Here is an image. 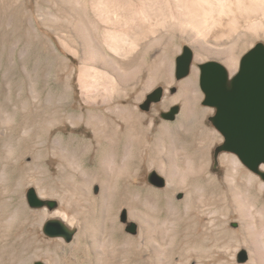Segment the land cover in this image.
<instances>
[{
	"label": "bare ground",
	"instance_id": "bare-ground-1",
	"mask_svg": "<svg viewBox=\"0 0 264 264\" xmlns=\"http://www.w3.org/2000/svg\"><path fill=\"white\" fill-rule=\"evenodd\" d=\"M55 4L70 13V22L67 21L70 29L59 38L80 62L81 101L78 107L71 102L74 94L69 77L61 92L49 90L45 94L44 89L37 88L38 78L33 82L27 69V48L34 33L38 38L39 33L30 12L24 15L26 46L20 53L24 76L16 94L18 102L12 105V112H9L14 100L10 81L6 82L7 91L0 102V133L6 140L0 148L1 181L5 179L4 171L16 150L13 144L10 145L14 132L19 133L17 144L35 137L36 146L42 150L46 146L50 148L49 163L47 161L41 168L44 177L36 183L35 189L38 199L46 204L33 214L37 215L41 226L51 220L60 222L71 236L70 241L66 237H58L64 251L60 256L56 254L54 264H128L132 254L130 248L134 249L135 256L137 253L144 259L145 246L155 244L152 233L160 228L166 232L170 229L165 226L166 221H159L155 215L158 212L155 205L157 198L166 197L169 211L174 213L177 206L174 207L172 197L177 189L186 190L191 178L200 179L203 176H206L205 186L209 194L198 184H191L184 194L187 209L198 213L190 228L198 232L212 229L219 237L224 217L222 210L237 213L244 228H253L249 241L255 244L253 235L259 232V227L264 229L263 212L255 208L258 202L264 201V183L246 171L234 154L227 152L220 156L222 165L226 167L225 177L209 173L208 155L215 141L221 138L217 131L203 126L205 116L212 109L198 106L202 98L198 65L216 60L222 63L230 78L235 76L245 47H240L238 39L223 47L216 45L237 32L241 20L247 22V31L256 32L259 23L264 21V0H56ZM38 15L42 23L56 17H51L41 7L38 8ZM211 36L213 40L209 39ZM163 38L167 39V46L154 58L147 59V53L154 50ZM177 39L189 43L193 61L189 75L176 83L174 55L181 50ZM18 42H14L11 52ZM47 42L55 52L52 43ZM62 60L69 67L70 60ZM132 69L138 73L141 70L147 72L146 81L143 83L136 76L130 78ZM162 71L166 74L164 80L167 85L170 87L176 83L179 90L176 95L167 94L153 110L156 113L160 108L167 109L179 101L183 107L174 124L157 126L152 115L141 112L138 105L160 82ZM19 114L22 117L17 123L16 116ZM65 124L73 130L83 127L89 135L80 137L72 134L67 141L61 131L53 136ZM195 130L200 131L197 143L189 137ZM75 145L86 150L83 161L74 157ZM40 152L39 158H45ZM24 158L25 154H21L12 159L15 166L20 165L21 177L16 186H21L27 179L24 176L27 168L23 166ZM148 159L150 169H156L165 180L167 186L163 190L148 188L144 183V163ZM50 164L56 165L57 169L52 170ZM68 167L78 169L80 182L69 175L72 174L69 170L66 174ZM262 170L264 165L259 167V173H263ZM66 181H69V188L59 191L56 184ZM162 181L158 179V182ZM97 182L100 187L92 194ZM79 190L86 196L87 204L81 220L77 219L78 215H69L61 207H53L55 202L46 199L56 197L60 206H70L74 204V196ZM51 203L52 206H49ZM10 205L7 200L0 202V223L4 215H12L9 218L11 222L21 212L7 213ZM214 205L216 210H212ZM122 206L128 208V220L120 225L116 216ZM136 221L139 223L137 235L123 232L127 225L132 226V222ZM155 249L153 252L158 255ZM253 251L249 257L254 264L258 258L256 245Z\"/></svg>",
	"mask_w": 264,
	"mask_h": 264
},
{
	"label": "rangeland",
	"instance_id": "rangeland-1",
	"mask_svg": "<svg viewBox=\"0 0 264 264\" xmlns=\"http://www.w3.org/2000/svg\"><path fill=\"white\" fill-rule=\"evenodd\" d=\"M55 1L56 0H0V102L3 101L7 91L6 82L10 81L14 94V100L9 106V112H12L11 110L14 106L13 104H16L18 102L16 101V94L18 93L19 87L21 86L22 79L24 76L20 62V53L21 50L26 46L25 38L23 37L27 28L24 19L25 12H30L32 14L35 23V28L39 33V38L36 37V34L34 33V38L32 37V43L27 48V69L33 78V82H35L36 78H38V80L39 78H41L39 81L37 80V88L39 90L44 89L45 94L49 90L61 92L64 83L69 77L74 94V98L71 100V102L76 105V107H78V104L81 101V89L79 85L80 62L77 57H74L72 54H70L69 51L61 44L59 38L61 34L64 33V31L70 29V24H68L67 22H70V20L68 19V17H70V13L66 10L64 11V9H60V7L55 4ZM40 7L43 8L45 12L47 11L50 15H52L51 17L56 16L55 18H53V20H56L53 21L51 18H49V20L44 21V23H42L43 21L38 15V8ZM64 18L65 21H63ZM258 20H260V18ZM258 20L255 19L254 21ZM246 24V21L241 20V24L239 25L241 27L237 30V32L233 33L226 40H223L220 43H217L216 45L219 47H223L224 45L226 46L227 44H229L232 40L238 39L240 47H245V51L242 53L239 63H241L243 57L249 51H251L258 43H262L264 45V21H262L261 24L259 23V27H257L256 32L247 31V29L245 28ZM235 29H237V27ZM161 34L162 32L159 33L157 36L159 37ZM211 38L212 36L209 37L210 40ZM48 40L54 46L55 52H52V49L48 45ZM15 41H19L17 43L18 45L16 46L15 50L11 52V48L14 47L13 45L15 44ZM167 43V39L163 38L161 43H159L153 48L155 51L152 50L149 54L147 53L146 58H154L155 56L160 54L163 49L167 46ZM176 43L181 47V50L180 52L174 55V77L177 69L178 57L183 54L184 48L190 47L189 43L184 39H177ZM63 58L70 60L69 67L64 64V61L62 60ZM210 61H215L222 64L221 62L216 60ZM205 63H200V65H198V67H200V74L201 65H204ZM135 76L136 78H141V82L144 83L149 75L147 72H143L142 70L140 73H138L135 69H132L130 71L129 77L133 78ZM165 77L166 74L164 73V71H162V79L156 85L157 87L155 86L153 90L149 94H147L145 99L138 105L139 110L141 112L152 115V118L154 119L157 126H160L162 123L174 124L177 118L179 117L183 107L182 102L179 101L177 103L171 104L167 109L160 108L156 112L157 114L153 110L155 105L158 106L161 104L167 94L171 96L176 95L179 90V87L176 83L180 80H183L187 76L180 80L174 78L176 83L174 85H171L170 87L165 82ZM158 88H161L163 90L161 100L156 103H151L149 106H147L149 95H151ZM199 89L202 94V98L199 100L198 106L200 108L212 109V112L205 116L203 126L208 127L211 130L217 131L211 121L216 114V110L215 108L203 105L205 95L202 92L201 88ZM125 103L127 102L125 101ZM175 106L179 107V111L175 115L174 119L170 120L164 118V114L169 113L171 109ZM21 117L22 116L20 114L16 116L17 123L21 121ZM83 129L84 128L82 127L73 130L71 127L65 124L62 125L61 129L55 132L53 136H56V134L60 131L63 133L66 141L69 135L72 134L80 137L84 135L88 136V132ZM199 132V130H195L193 134L189 135L190 140L196 141L195 143H197L200 138ZM180 133L182 132L180 131ZM218 134L221 140L215 141L208 155V158L210 160L209 173L211 175H219L220 178H224L226 175V167L222 165L220 161V156L225 151L219 150L220 146L223 143V138L219 132ZM10 135L11 132H9L8 136L10 137ZM11 137H13L14 140L12 139L13 143L11 142V144H9H13L12 147L16 149L14 152V157L12 159H15L21 154H25V158L24 160H22V162L23 166H27V168H25L24 170V176L27 179L24 180L21 186H16L18 179L21 177L19 171L20 165L15 166L14 160L11 159V161H9L10 164L4 171L5 179L3 181L0 180V202H5L7 200L11 204L8 208L7 213H11L16 210L21 212L19 213V215H17L16 218H12L11 222L10 217L12 215H4V218L2 217L4 220L2 219L0 223V264H35L36 262H42L44 264H54V259L57 256L56 254L60 256L62 254L61 252L64 251V247L58 243L60 241L58 237H49L44 233V228L46 224L41 226L37 215L33 214L34 211L42 210L45 204L40 208L30 207L27 197L29 190H35L36 183L44 177L41 168L42 165H45L47 161L49 163V159L51 157L50 148L49 146H46V149L42 150V148L36 146L35 137H32L31 140L26 138L27 140L24 139V142H20V144H17L16 139L17 137H19V133L17 131L14 132ZM3 141L4 140L2 139V135L0 133V148L6 140L4 142ZM80 145H75V147H77L74 157L83 161L86 158V150L83 148V146ZM0 151H2V149H0ZM40 151L43 153V156H46L45 158H39L40 155L38 154ZM148 161L149 159L144 163L145 185L148 188L163 190L167 186L164 178L159 175V172L156 169H150V163L147 164ZM181 165L182 164L179 162V166ZM53 166L52 170H56L57 166ZM243 168L246 171L257 176L259 181L264 183V180L262 179L259 173L252 172L245 166H243ZM2 170L3 167L0 164V174ZM68 172H72V174H69ZM262 172L264 173V170H262ZM67 173L73 176L79 182L81 181L79 177H77V175L79 176V174L78 169L76 167H68L66 169V174ZM158 179H161L163 181L158 182ZM189 181L190 182L186 190H181L183 188H180L179 190L177 189L176 194L172 197L173 203L175 205L174 207L177 206L176 211L174 213H171L169 211V204H167L169 202L166 197L157 198V200L155 201V205L158 208V212L155 215H157L156 217L159 221H166L165 226L168 227V229L170 227L169 232H166V230L164 231V228L163 232L160 228L152 233L151 238L156 244V246H154L155 244L148 245L149 247L145 246L144 259L141 258L140 254L136 253L135 256V253H133L134 249L130 248V252L133 255L131 254L132 257L130 256V261L128 260V264H253V259L249 257V253H251V251L255 249V245L256 252L258 251V258L255 260L254 264H264L263 227H259V232L253 235L255 244H251L249 240L250 235L252 236V233L250 232L253 228L251 226L244 228L242 225V220L237 213L225 212L222 210V215L224 213V217L222 219V226L220 229L219 237H216L215 234L217 233L215 232V230L212 229L206 231L204 230V232H198L196 229L190 228V226H192V224L196 221L198 213H196V210L194 209H187V200L185 196L186 192L189 190L188 187L191 184H198L199 187L205 189L206 191L207 187L205 185L207 184V179L206 176H203L200 179L191 178ZM66 182L67 183L64 184L58 182L56 184V188L59 191H63V189H68L69 181ZM98 184L100 185V183L98 182L94 184L92 188V194L95 193L97 189H99L100 186ZM8 186L10 190L8 189ZM206 192H208V190ZM84 197L86 196H83L82 191L80 192L79 190V193L74 196V204L70 206H66L64 204L60 206L56 197H47L46 199L49 202H55V208L58 209L61 207L63 210H66L69 215H78L77 219L81 220V215L84 211V207L87 205ZM126 206H122L121 208H119V211L116 216L117 222L120 225H123L128 220V208ZM213 208L214 209L212 210L217 209L215 205ZM255 208H257L258 210L260 209L264 215V201L258 202ZM51 209H53V207ZM209 209L211 210V208ZM132 223L133 227L129 224L125 227L123 232L135 236L137 235V232L139 230V223L137 221L135 223ZM165 232L169 234H166ZM161 233L163 234L161 235ZM160 236H162L163 238ZM152 246L154 247L153 249L156 248L155 250L159 252V257L153 252ZM253 253L255 254V251H253ZM12 256H14V258Z\"/></svg>",
	"mask_w": 264,
	"mask_h": 264
},
{
	"label": "water",
	"instance_id": "water-1",
	"mask_svg": "<svg viewBox=\"0 0 264 264\" xmlns=\"http://www.w3.org/2000/svg\"><path fill=\"white\" fill-rule=\"evenodd\" d=\"M192 61V51L184 48L177 59V80L189 75ZM199 84L205 95L203 105L216 110L211 121L223 138L219 150L234 154L243 166L259 173V167L264 165V45L258 43L243 57L238 73L232 78L218 62L201 65ZM162 93L158 88L149 95L147 106L159 102ZM178 111L175 106L164 118L173 120ZM259 174L264 180V173ZM27 197L30 207L46 204L38 199L34 189L29 190ZM44 233L71 240L62 224L55 220L46 223Z\"/></svg>",
	"mask_w": 264,
	"mask_h": 264
}]
</instances>
